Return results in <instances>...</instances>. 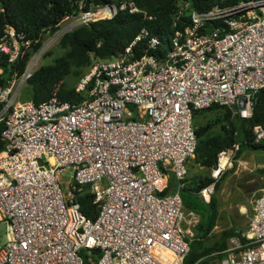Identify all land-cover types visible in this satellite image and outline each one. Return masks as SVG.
<instances>
[{"label":"built area","instance_id":"obj_1","mask_svg":"<svg viewBox=\"0 0 264 264\" xmlns=\"http://www.w3.org/2000/svg\"><path fill=\"white\" fill-rule=\"evenodd\" d=\"M82 7L81 25L118 10L139 12L132 1L94 12ZM182 17L187 21L179 27ZM173 27L162 53L160 39L142 29L119 56L96 59L74 87L87 94L80 103L60 99L56 90L39 104L19 99L40 50L0 84V264H83V250L100 253L95 264H183L194 240L189 229L200 220L183 209L180 195L196 150L193 114L216 105L251 117L264 90V0L204 11L182 0ZM141 39L146 45L136 56ZM29 48L25 35L4 24L0 76ZM262 141L264 126H254L252 142ZM240 146L236 141L218 152L212 182L198 193L204 202L234 168ZM70 172L63 189L58 175ZM170 174L175 186L162 195ZM84 186L97 207L94 220L76 201ZM207 257L215 264H264V189L246 230Z\"/></svg>","mask_w":264,"mask_h":264},{"label":"trees","instance_id":"obj_2","mask_svg":"<svg viewBox=\"0 0 264 264\" xmlns=\"http://www.w3.org/2000/svg\"><path fill=\"white\" fill-rule=\"evenodd\" d=\"M115 0H0V28L4 24L13 27L17 33L25 35V39L30 41V48L25 51L23 57L14 65L6 68L4 74L0 76V84H5L10 75V71L21 72L32 51H35L40 43L41 35L46 31L56 29L59 22L70 15H74L79 10V4L83 3V10H89L96 6L114 5ZM132 1L139 12L130 14L127 10H118L110 19H100L81 25L73 31L64 34L59 46L64 50L63 54L57 57L52 64L40 66L27 82V99L39 104L48 100L54 90L62 100L80 103L87 98L85 92L76 93L73 89L61 88V80L77 71L78 80L87 73L88 69L96 59L106 60L119 56L124 49L134 40L142 29L148 32V38L156 36L161 41L159 52L162 53L168 48V40L174 31L173 19L175 12L179 9L182 0H120ZM190 3L191 9L204 11L213 6L235 4L241 0H186ZM119 2V1H118ZM182 17L178 22L181 27ZM37 42L35 43V41ZM147 39H141L134 46V54L137 56L145 48ZM11 69V70H10ZM80 70H84L80 74ZM79 71V72H78ZM260 99L253 103L252 114L249 118L240 119L237 126L231 120V111L220 106H211L207 111H224L225 124L217 134L212 133V127L195 126L196 150L194 159L198 166L208 170V175L194 180L190 185H184L180 191L183 209L193 211L200 216L197 225V236L191 242L190 251L185 257L183 264H208L207 256L221 252L226 249V240L229 237L237 236V233L230 230L220 243L204 248L202 243L209 236L216 225L218 218V208L216 201L211 197L209 203H205L199 197V191L212 182L210 170L214 167L219 151L228 148L232 143L240 142V151L248 148L253 151L264 152V141L252 142V128L260 125L264 126V90ZM201 111V110H200ZM198 111H195L193 118ZM236 117V116H235ZM193 122V121H192ZM0 124V132L2 130ZM242 135V139L236 138V131ZM3 142L0 139V150ZM264 174V169L260 171ZM184 183V181H183ZM174 181L169 180L168 188L162 195L172 191ZM217 188V185H216ZM76 201L79 204L81 213L88 219L94 220L97 216V207L93 203V197L89 192V187L84 186L81 192L77 193ZM83 264H95L100 256L97 250L81 251ZM90 259V260H88Z\"/></svg>","mask_w":264,"mask_h":264},{"label":"rangeland","instance_id":"obj_3","mask_svg":"<svg viewBox=\"0 0 264 264\" xmlns=\"http://www.w3.org/2000/svg\"><path fill=\"white\" fill-rule=\"evenodd\" d=\"M119 1V2H118ZM123 1L120 0H115L114 1V5L117 6L118 4H120ZM96 9L95 8H90V11L94 12ZM78 12L76 14L73 15L72 18L60 22V25L58 26V28H56L53 31H49V32H44L41 37H40V45L39 47L35 50L32 51L30 56H33L37 50L41 51V55L37 61L36 67L37 69L42 66V65H48V64H52L53 61L61 56L64 52L63 49L60 48L59 46V41L61 39V37L66 34L69 33L71 31H73L74 29H76L77 27L81 26V23L79 21H77V16ZM106 16H108V13H106ZM105 19H107V17H105ZM96 61V60H94ZM93 61V62H94ZM74 73L65 76L61 82L59 83V86L62 88H67V89H73L76 85V83L78 82V74H76L77 71H73ZM79 72V71H78ZM84 70H80V74L83 73ZM26 86L22 89L21 94L19 99L21 101L26 100L27 99V93H26ZM224 116H225V112L224 111H207V110H201L198 111L195 114V117L193 118V123L195 126H210L212 127L211 132L212 133H219L221 131L222 126L225 124L224 121ZM236 116V117H235ZM235 116H231V120L237 125L239 126L240 124V119H243L242 116L240 115H235ZM239 129L236 131L235 135L236 138L238 140L242 139V135L239 133ZM248 152V151H246ZM188 167H191L192 170H197V172H199L198 170V166L197 163L195 162V160H190L187 163ZM190 169V168H189ZM205 174V170L203 171ZM70 174H68L67 176H59L58 175V180H59V184L63 189H66V184L71 182L72 177L70 176ZM200 175V172H199ZM202 177V176H201ZM169 178H173L171 176V174L169 175ZM220 181V180H219ZM218 181V182H219ZM218 182L215 184L214 187V193L212 196H215V194L217 193L216 191V185H218ZM252 185H244L243 184V192L240 193L239 195H236V201H246V203L248 204V207L246 208L247 211V215L250 214V210L252 208V202L255 198V196H257V193L254 192H249V190L251 189ZM234 198V199H235ZM235 201V200H234ZM225 206H230L229 202H227V204ZM237 209L235 208H231V209H224L221 211L220 216L217 218V228L213 229L211 231V233L209 234V236L207 238H205L203 240V247L204 248H208L213 246L214 244L220 243L223 238L226 236V233L229 232L230 230H233L234 232H236V228L238 227V225L236 224V219L240 216L237 215ZM226 211V212H225ZM225 221H228V224H224ZM233 228V229H232ZM243 232V230H239L236 232L237 234ZM193 236L194 238H196V234H197V230L194 229L193 231ZM233 237V236H232ZM232 237H229L226 240V249L230 246V240L232 239ZM5 241V224L4 223H0V243H3ZM194 241V240H193ZM215 254V253H213ZM212 255V254H211ZM208 264H215L212 263V259L208 258Z\"/></svg>","mask_w":264,"mask_h":264},{"label":"crops","instance_id":"obj_4","mask_svg":"<svg viewBox=\"0 0 264 264\" xmlns=\"http://www.w3.org/2000/svg\"><path fill=\"white\" fill-rule=\"evenodd\" d=\"M194 169L192 170L191 167L187 166V174L184 178L185 186L192 184L194 180H197L201 176H206L209 173L207 169L198 166V170L200 172L199 175V172H197V170ZM263 169H264V152L253 151L248 148H244L241 151L235 163L234 168L228 171L218 182L216 189L217 193L215 194V196H212L217 204L218 215L220 216L221 211L224 209H231V208L237 209L236 210L237 215L240 217L236 219V224L238 225V227L235 230L236 232L238 231V229L243 231L246 230L251 215V210H250V214L247 215L246 208L248 207V204L246 203V201H239V202L236 201L237 199L235 197L236 195H239L240 193L243 192L242 189L243 184L252 185L249 192L250 193L254 192L259 194L264 189V174L260 172ZM204 170L206 171L205 174L203 172ZM173 186H175V181ZM227 202H229L230 205L229 207L225 206ZM224 224H228V221H225ZM217 226L218 225L216 221V225L213 229L217 228ZM196 227L189 229L191 234H193L194 229L197 230Z\"/></svg>","mask_w":264,"mask_h":264},{"label":"water","instance_id":"obj_5","mask_svg":"<svg viewBox=\"0 0 264 264\" xmlns=\"http://www.w3.org/2000/svg\"><path fill=\"white\" fill-rule=\"evenodd\" d=\"M109 10L112 12V7H111V6H109ZM261 95H262V93H259V94L257 95V97L255 98L254 103H257V102H258V100L260 99Z\"/></svg>","mask_w":264,"mask_h":264}]
</instances>
